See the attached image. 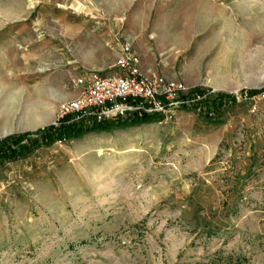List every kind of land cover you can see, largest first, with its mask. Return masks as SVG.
I'll return each mask as SVG.
<instances>
[{
	"label": "rangeland",
	"instance_id": "1",
	"mask_svg": "<svg viewBox=\"0 0 264 264\" xmlns=\"http://www.w3.org/2000/svg\"><path fill=\"white\" fill-rule=\"evenodd\" d=\"M65 25L68 58L110 33L190 108L1 160L0 264H264V0H0V139L78 94Z\"/></svg>",
	"mask_w": 264,
	"mask_h": 264
},
{
	"label": "built area",
	"instance_id": "2",
	"mask_svg": "<svg viewBox=\"0 0 264 264\" xmlns=\"http://www.w3.org/2000/svg\"><path fill=\"white\" fill-rule=\"evenodd\" d=\"M114 67L113 71L91 70L77 77L78 94L58 102L55 118L68 115L71 120L88 123L93 118H112L143 108L172 120L179 108L189 107L191 98L184 96L187 86L179 80L144 72L139 55L128 41L122 43Z\"/></svg>",
	"mask_w": 264,
	"mask_h": 264
},
{
	"label": "trees",
	"instance_id": "3",
	"mask_svg": "<svg viewBox=\"0 0 264 264\" xmlns=\"http://www.w3.org/2000/svg\"><path fill=\"white\" fill-rule=\"evenodd\" d=\"M202 91L203 90L200 88H194L191 93L189 92V95ZM252 91L254 92L258 90ZM229 97V94L219 92L198 99L195 104H200L204 108H221V106L225 105ZM128 100L131 102L134 101L131 98ZM162 119L163 115L161 113L145 111L143 108L127 110L124 114L116 115L112 118H93L88 123L83 120H71L70 117L66 115L63 118H60L57 124H49L34 132L9 134L1 138L0 161L5 158L20 157L27 151H30L34 146L42 143H50L53 140L77 137L89 131L109 130L112 128H121L152 121H160Z\"/></svg>",
	"mask_w": 264,
	"mask_h": 264
},
{
	"label": "crops",
	"instance_id": "4",
	"mask_svg": "<svg viewBox=\"0 0 264 264\" xmlns=\"http://www.w3.org/2000/svg\"><path fill=\"white\" fill-rule=\"evenodd\" d=\"M67 31V25L60 31V34L62 33L64 35V39H60L59 64L66 66L69 63L76 70V75L72 78V81L77 90L78 85L75 83L77 77L84 76L91 70H115L114 63L116 55L118 54L116 49L118 45L110 33H107L105 37L99 34L101 41H97L96 49H92L91 43L94 41L87 36H84L80 41L76 40V43L72 45L74 52H71L72 55L68 58ZM106 31L109 32V29ZM142 64L144 65L143 59H141V65ZM75 95H77V92L70 97ZM70 97H60L59 100L61 101Z\"/></svg>",
	"mask_w": 264,
	"mask_h": 264
},
{
	"label": "bare ground",
	"instance_id": "5",
	"mask_svg": "<svg viewBox=\"0 0 264 264\" xmlns=\"http://www.w3.org/2000/svg\"><path fill=\"white\" fill-rule=\"evenodd\" d=\"M48 112V111H47ZM53 120V117L52 115H50L49 113H45L44 115H37V116H34L33 119L28 122V126L29 127H37L39 125H42L44 123H50V121Z\"/></svg>",
	"mask_w": 264,
	"mask_h": 264
}]
</instances>
